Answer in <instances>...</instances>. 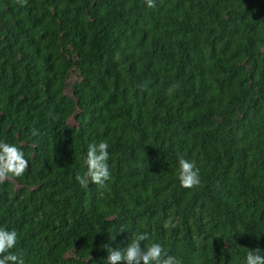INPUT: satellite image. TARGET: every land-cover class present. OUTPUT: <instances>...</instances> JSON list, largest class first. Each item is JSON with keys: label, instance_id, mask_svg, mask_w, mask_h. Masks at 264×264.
Wrapping results in <instances>:
<instances>
[{"label": "trees", "instance_id": "16d2710c", "mask_svg": "<svg viewBox=\"0 0 264 264\" xmlns=\"http://www.w3.org/2000/svg\"><path fill=\"white\" fill-rule=\"evenodd\" d=\"M101 141L111 178L82 186ZM0 142L28 161L0 183L25 264H106L141 233L181 264L264 255V0H0Z\"/></svg>", "mask_w": 264, "mask_h": 264}, {"label": "clouds", "instance_id": "9594fccd", "mask_svg": "<svg viewBox=\"0 0 264 264\" xmlns=\"http://www.w3.org/2000/svg\"><path fill=\"white\" fill-rule=\"evenodd\" d=\"M23 6L26 0H18ZM148 8L156 7V0H145ZM37 131L33 129L32 135ZM106 141L90 144L88 146L85 164L87 171L84 175L77 174L75 179L82 186L89 182L97 186H106L110 180L109 168L110 154ZM28 168V161L23 151L15 144L0 142V183L9 177H21ZM179 182L184 188H193L200 184L199 170L195 163L187 159H179ZM113 239V238H110ZM148 239L147 233H141L131 238V242L123 249L111 248L107 244L102 245L108 252L106 264H181L173 255H169L159 243L141 247V242ZM17 245L16 230H6L0 227V264H25L22 255L12 253L10 250ZM257 247L247 252L244 264H264V255Z\"/></svg>", "mask_w": 264, "mask_h": 264}, {"label": "rangeland", "instance_id": "374dc122", "mask_svg": "<svg viewBox=\"0 0 264 264\" xmlns=\"http://www.w3.org/2000/svg\"><path fill=\"white\" fill-rule=\"evenodd\" d=\"M68 123H69V124H73V121H72V119H70V120L68 121Z\"/></svg>", "mask_w": 264, "mask_h": 264}]
</instances>
